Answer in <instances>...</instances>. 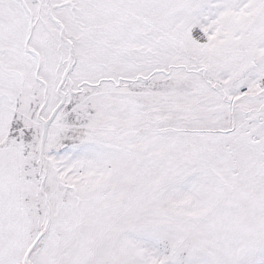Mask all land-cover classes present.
<instances>
[{
	"label": "snow or ice",
	"instance_id": "obj_1",
	"mask_svg": "<svg viewBox=\"0 0 264 264\" xmlns=\"http://www.w3.org/2000/svg\"><path fill=\"white\" fill-rule=\"evenodd\" d=\"M0 264H264V0H0Z\"/></svg>",
	"mask_w": 264,
	"mask_h": 264
}]
</instances>
